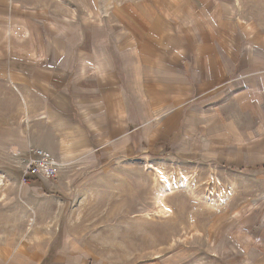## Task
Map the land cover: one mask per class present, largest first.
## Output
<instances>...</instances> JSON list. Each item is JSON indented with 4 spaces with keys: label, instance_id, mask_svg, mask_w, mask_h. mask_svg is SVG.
I'll use <instances>...</instances> for the list:
<instances>
[{
    "label": "rangeland",
    "instance_id": "374dc122",
    "mask_svg": "<svg viewBox=\"0 0 264 264\" xmlns=\"http://www.w3.org/2000/svg\"><path fill=\"white\" fill-rule=\"evenodd\" d=\"M19 1L0 264H264V0ZM33 148L54 183L27 177Z\"/></svg>",
    "mask_w": 264,
    "mask_h": 264
},
{
    "label": "built area",
    "instance_id": "2783aa9c",
    "mask_svg": "<svg viewBox=\"0 0 264 264\" xmlns=\"http://www.w3.org/2000/svg\"><path fill=\"white\" fill-rule=\"evenodd\" d=\"M27 162L26 173L40 180L45 185H50L58 177L59 162L54 160L42 149L33 148Z\"/></svg>",
    "mask_w": 264,
    "mask_h": 264
},
{
    "label": "bare ground",
    "instance_id": "6f19581e",
    "mask_svg": "<svg viewBox=\"0 0 264 264\" xmlns=\"http://www.w3.org/2000/svg\"><path fill=\"white\" fill-rule=\"evenodd\" d=\"M155 176L157 180L163 183V190L158 199V208L156 212L157 214L159 213L160 215H163V216H169L172 213V209L170 206L166 204L165 199L168 196V194L171 193L172 190L174 189V186H172L173 184L172 180L169 179L168 176L164 173V171L160 168L156 169ZM188 179H189V176L187 174H183V177L181 180L182 185H185ZM174 184H176V182H174ZM150 217H151V214H150Z\"/></svg>",
    "mask_w": 264,
    "mask_h": 264
},
{
    "label": "crops",
    "instance_id": "0c3cea01",
    "mask_svg": "<svg viewBox=\"0 0 264 264\" xmlns=\"http://www.w3.org/2000/svg\"><path fill=\"white\" fill-rule=\"evenodd\" d=\"M23 5L25 4L19 0H0V23L10 21L14 17L15 6L21 7Z\"/></svg>",
    "mask_w": 264,
    "mask_h": 264
},
{
    "label": "trees",
    "instance_id": "16d2710c",
    "mask_svg": "<svg viewBox=\"0 0 264 264\" xmlns=\"http://www.w3.org/2000/svg\"><path fill=\"white\" fill-rule=\"evenodd\" d=\"M262 168H264V165H262ZM30 176H31V175H29V176H27V177H30ZM27 177H26V178H27ZM34 179L37 180V181H39V182H41L40 180H38V179L35 178V177H34Z\"/></svg>",
    "mask_w": 264,
    "mask_h": 264
}]
</instances>
